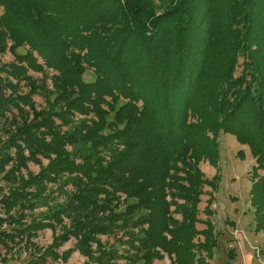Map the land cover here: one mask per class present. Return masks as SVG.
I'll return each mask as SVG.
<instances>
[{
    "label": "trees",
    "instance_id": "obj_1",
    "mask_svg": "<svg viewBox=\"0 0 264 264\" xmlns=\"http://www.w3.org/2000/svg\"><path fill=\"white\" fill-rule=\"evenodd\" d=\"M8 42L0 247L63 263L73 238L83 264H209L197 162L219 130L248 145L249 200L264 209V0H0V53ZM117 233L121 248L98 238Z\"/></svg>",
    "mask_w": 264,
    "mask_h": 264
},
{
    "label": "rangeland",
    "instance_id": "obj_2",
    "mask_svg": "<svg viewBox=\"0 0 264 264\" xmlns=\"http://www.w3.org/2000/svg\"><path fill=\"white\" fill-rule=\"evenodd\" d=\"M159 8L156 9L158 11ZM7 43L5 50L0 53L1 61H11L12 55ZM18 49V48H17ZM22 50V47L18 49ZM240 61V59H239ZM32 77L39 79L40 74L29 71ZM50 74V72L48 73ZM94 77L91 70H85L83 79L90 80ZM49 84V80H46ZM33 101L37 107L43 106L40 95H33ZM1 136V135H0ZM217 145L214 156L201 158L197 167L208 184H204L198 195L196 214L198 221L196 229L204 227L203 220L209 219L212 223L213 235L216 238V246L209 260V264H264V221L261 222V211H255L249 200V170L254 164V158L248 145L238 141L229 132L219 130L215 135ZM213 156V157H212ZM43 161L42 163H44ZM28 169L37 171V166L28 162ZM259 173L263 171L258 170ZM2 192L5 186H2ZM208 198L210 203L205 211ZM175 217H179L177 214ZM63 223L67 224L66 219ZM6 226H2L5 228ZM60 227H55V233H59ZM52 229L42 228L37 230L32 241L38 246H46L50 243ZM101 243L108 247L121 248L126 236L117 233L115 235L98 236ZM75 240H69L60 244L56 252L61 253L71 249L66 261L48 258L42 264H83L86 258L74 248ZM31 253L20 244H14L8 249L0 247V264H27ZM152 264H169L166 255L154 259Z\"/></svg>",
    "mask_w": 264,
    "mask_h": 264
}]
</instances>
